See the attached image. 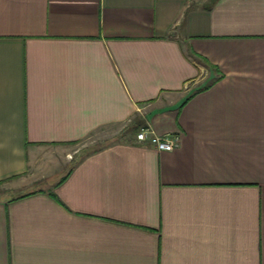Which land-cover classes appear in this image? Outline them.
<instances>
[{
  "label": "crops",
  "instance_id": "crops-1",
  "mask_svg": "<svg viewBox=\"0 0 264 264\" xmlns=\"http://www.w3.org/2000/svg\"><path fill=\"white\" fill-rule=\"evenodd\" d=\"M0 188V264H264V0H0Z\"/></svg>",
  "mask_w": 264,
  "mask_h": 264
},
{
  "label": "rangeland",
  "instance_id": "rangeland-1",
  "mask_svg": "<svg viewBox=\"0 0 264 264\" xmlns=\"http://www.w3.org/2000/svg\"><path fill=\"white\" fill-rule=\"evenodd\" d=\"M129 129L130 128H128V127L123 128V131L121 133L122 138H120L121 141H124L128 135L132 136V134L137 133V130L133 131V130H129ZM128 131H130V134H128L129 133ZM108 137H109V133H107L106 131H99V132L93 134L92 136H90L88 139L84 140L83 142H80L77 147H80L82 150H86V149L90 150L92 148L97 149V148L105 146L106 143H108V140L111 139V138L108 139ZM21 193H24L21 189L20 190H15V189L14 190H6L5 189L4 190V189L0 188V196L4 194V195H7V197H11V195L15 196V195H20Z\"/></svg>",
  "mask_w": 264,
  "mask_h": 264
},
{
  "label": "built area",
  "instance_id": "built-area-1",
  "mask_svg": "<svg viewBox=\"0 0 264 264\" xmlns=\"http://www.w3.org/2000/svg\"><path fill=\"white\" fill-rule=\"evenodd\" d=\"M141 142L150 141L158 150L171 152L177 146V140L169 137L153 136L148 130L143 129L137 134Z\"/></svg>",
  "mask_w": 264,
  "mask_h": 264
},
{
  "label": "trees",
  "instance_id": "trees-1",
  "mask_svg": "<svg viewBox=\"0 0 264 264\" xmlns=\"http://www.w3.org/2000/svg\"><path fill=\"white\" fill-rule=\"evenodd\" d=\"M64 179H65V178H64ZM64 179H63V180H64ZM63 180H62V181H63ZM33 193H35V192L33 191V192H27V193H25V194H21V195H15V196H12V199H11V200L21 199V198H24V197H26V196H29V195H31V194H33ZM51 196L55 198V195H54V194H52Z\"/></svg>",
  "mask_w": 264,
  "mask_h": 264
}]
</instances>
